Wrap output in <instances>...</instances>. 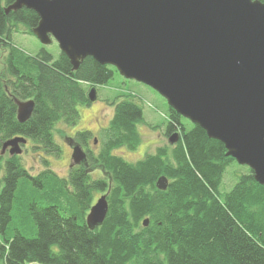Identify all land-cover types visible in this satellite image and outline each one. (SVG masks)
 Masks as SVG:
<instances>
[{
  "label": "trees",
  "instance_id": "obj_1",
  "mask_svg": "<svg viewBox=\"0 0 264 264\" xmlns=\"http://www.w3.org/2000/svg\"><path fill=\"white\" fill-rule=\"evenodd\" d=\"M264 3V0H258ZM13 0L0 1V148L15 136L31 139L47 155L59 156L53 129L74 127L79 106H90L87 89L105 86L117 74L85 58L79 68L62 53L54 58L42 47L25 55L14 36L31 35L38 16L21 8L5 12ZM32 100L28 120L16 118L18 101ZM114 112L101 132L97 155L69 169L67 178L48 167L31 176L17 156L4 162L0 191V261L4 264H264V186L252 172L237 178L228 193L220 187L236 162L222 143L207 137L168 107L165 136L177 141L129 163L114 150H136L142 107L132 96L113 102ZM189 124L187 128L186 124ZM187 124V125H188ZM88 132L75 134L83 145ZM4 157L0 155V165ZM105 178H92V167ZM164 177L166 189L156 181ZM105 193L108 212L90 230L85 217L94 193ZM147 219L148 225L143 221ZM57 247V251L53 248Z\"/></svg>",
  "mask_w": 264,
  "mask_h": 264
},
{
  "label": "water",
  "instance_id": "obj_2",
  "mask_svg": "<svg viewBox=\"0 0 264 264\" xmlns=\"http://www.w3.org/2000/svg\"><path fill=\"white\" fill-rule=\"evenodd\" d=\"M25 8L38 16L32 34L46 47L56 42L73 71L91 57L119 76L143 84L210 139L226 157L247 167L264 186V3L258 0H13L5 12ZM96 101L95 88L87 94ZM19 123L34 103L18 101ZM177 133L168 141L174 144ZM23 137L1 146L20 155ZM72 164H85L75 146ZM160 177L156 186L166 189ZM108 212L106 194L90 207L93 230ZM148 225V220L143 221Z\"/></svg>",
  "mask_w": 264,
  "mask_h": 264
},
{
  "label": "rangeland",
  "instance_id": "obj_3",
  "mask_svg": "<svg viewBox=\"0 0 264 264\" xmlns=\"http://www.w3.org/2000/svg\"><path fill=\"white\" fill-rule=\"evenodd\" d=\"M14 42L28 56L36 55L43 47L31 35L16 34ZM44 48L54 58H57L60 53L56 42H52V44ZM90 89L88 88L87 92ZM121 96L134 97L135 102L142 107L144 123L138 125V133L141 137L138 148L133 151L127 148H119L114 150L113 154L121 157L126 162L135 163L142 160L146 154L155 152L157 148L168 147L165 131L169 110L166 101L147 86L132 80H125L118 74H114L107 85L97 88V98L94 103L88 107H78L79 120L76 126L68 127L61 123L55 125L53 137L60 148L59 156L43 153L40 149L35 148L36 145L31 139L27 138L24 146L25 150L18 157L19 162L31 176H36L46 168L44 163L46 161L49 169L58 177L66 179L69 166L72 164L70 156L73 148L77 146L75 134L77 132H88L90 136L84 141L82 146L86 151H90V154L97 155L102 145L101 132L108 127L113 116V102ZM187 124L186 126L189 128V124ZM3 157V162L0 165V191L4 184L2 178L4 176V162L8 158L7 152L3 154ZM92 168L93 170L90 171L92 178H105L99 167L95 166V168ZM244 173H246V169L243 166H239L237 163L232 164L223 177L220 192L222 194L228 193L237 182L238 176ZM102 195H105V193H94L91 206ZM53 250L57 251V247H54ZM0 264H4L3 261H0Z\"/></svg>",
  "mask_w": 264,
  "mask_h": 264
},
{
  "label": "flooded vegetation",
  "instance_id": "obj_4",
  "mask_svg": "<svg viewBox=\"0 0 264 264\" xmlns=\"http://www.w3.org/2000/svg\"><path fill=\"white\" fill-rule=\"evenodd\" d=\"M81 146V145H80ZM81 149L84 151V153L86 154V157H87V151L84 149V147L83 146H81ZM25 149H24V147L22 148V152L24 151ZM7 152V154H9L8 153V150L6 151ZM70 158H71V156H70Z\"/></svg>",
  "mask_w": 264,
  "mask_h": 264
}]
</instances>
